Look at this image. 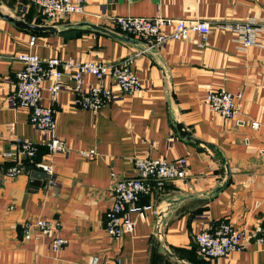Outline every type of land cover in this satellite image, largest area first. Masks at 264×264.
Returning <instances> with one entry per match:
<instances>
[{"label":"crops","instance_id":"obj_1","mask_svg":"<svg viewBox=\"0 0 264 264\" xmlns=\"http://www.w3.org/2000/svg\"><path fill=\"white\" fill-rule=\"evenodd\" d=\"M82 7L59 22H45L32 0H0V264H213L199 254L195 236L208 225L229 221L247 234L264 227V36L243 47L237 36L217 26L236 20L264 19V0H72ZM168 16L207 20L201 37L171 40L137 53L142 39L125 34L116 16ZM51 26L33 30L22 24ZM35 37L29 46V38ZM42 60L114 62L130 58L141 82L131 93H118L112 78L104 84L118 93L97 112L78 99L98 79L85 74L80 83L64 70L56 99L42 85V105L53 109L55 133L66 149L50 155L45 137L31 126L27 110L13 107L10 96L21 64L18 52ZM77 86V87H76ZM241 93L239 112L222 118L204 102L209 91ZM252 121L259 126L253 128ZM190 132L181 135L176 124ZM41 151L26 165L19 143ZM93 150L85 159L81 151ZM39 152V151H38ZM37 157V156H36ZM186 159L184 177L155 184L139 197L146 207L129 212L133 228L114 236L106 231V212L116 180L136 176V158ZM15 161L23 171L5 176ZM45 173V172H44ZM58 220L54 233L27 220ZM65 240L51 248L54 236ZM219 264H264V243L245 239L240 250Z\"/></svg>","mask_w":264,"mask_h":264},{"label":"built area","instance_id":"obj_2","mask_svg":"<svg viewBox=\"0 0 264 264\" xmlns=\"http://www.w3.org/2000/svg\"><path fill=\"white\" fill-rule=\"evenodd\" d=\"M40 10L45 22H59L70 14L79 13L82 7L72 0H32ZM114 23L125 34L142 39L145 44L137 53L150 52L152 49L164 46L171 40H187L191 35L201 37L200 46L205 44L207 34L211 31V24L207 20L195 18H173L168 16H116ZM233 32L243 47L253 45L264 36V19L236 20L217 26ZM35 37L31 36L28 45H34ZM15 58L21 68L15 73L14 88L10 96L13 107L27 110L28 121L37 132L45 137L44 144L50 155L63 152L66 149L64 140L55 133V119L53 109L49 105H42V85L45 79L50 80L48 91L54 101L63 87L61 76L64 70L71 71V77L80 83L85 74L95 76L99 83L91 85L78 99L81 108L97 112L101 106L114 99L118 93H131L141 87V82L130 68V58L114 62L98 61H63L59 57L42 60L31 52H18ZM111 77L118 93L104 84L105 77ZM77 87V86H76ZM204 102L222 118L233 119L239 112L241 93L232 94L224 89L209 91ZM251 126L257 128L259 123L252 121ZM19 152L37 167H42L46 174H51V166L43 164L35 157L38 147L30 141H21ZM85 159L95 157L93 150L81 151ZM186 159L181 157L174 161L152 158H136L134 168L136 176L122 178L112 186L113 202L106 212V231L114 236L129 232L133 228L129 212L140 213L146 207L138 204L139 197L148 193L152 186L168 180L179 179L186 174ZM23 171L20 163L15 161L4 172L7 177H14ZM58 220H27L23 224V236L27 239L33 228L44 233L58 231ZM253 237L257 243H264V227L257 232L247 234L245 230L236 227L229 221H220L201 229L195 236L196 249L201 256L213 264H219L231 252L240 250L245 239ZM65 240L56 235L52 238L51 248L59 250ZM90 264H104L98 257H93ZM117 264L119 260L117 259Z\"/></svg>","mask_w":264,"mask_h":264},{"label":"water","instance_id":"obj_3","mask_svg":"<svg viewBox=\"0 0 264 264\" xmlns=\"http://www.w3.org/2000/svg\"><path fill=\"white\" fill-rule=\"evenodd\" d=\"M20 24L28 27V28H31L33 30H44V29H49V30H53V28L51 26H36V25H33V24H24L23 22H21ZM176 127H177V130L179 131V133L181 135H184V136H187L190 138V132H188L187 130H185V128L183 127L182 124H176ZM43 176L46 178L47 177V174L43 172Z\"/></svg>","mask_w":264,"mask_h":264},{"label":"trees","instance_id":"obj_4","mask_svg":"<svg viewBox=\"0 0 264 264\" xmlns=\"http://www.w3.org/2000/svg\"><path fill=\"white\" fill-rule=\"evenodd\" d=\"M38 147V146H37ZM38 151L39 152H37V157H35V159H38V157L40 156V154H41V151L39 150V148H38ZM26 161H28V162H26V165L28 166V167H33L32 165H31V162L26 158Z\"/></svg>","mask_w":264,"mask_h":264}]
</instances>
